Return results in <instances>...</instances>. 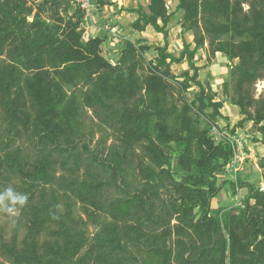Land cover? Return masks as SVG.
Masks as SVG:
<instances>
[{
    "label": "trees",
    "instance_id": "trees-1",
    "mask_svg": "<svg viewBox=\"0 0 264 264\" xmlns=\"http://www.w3.org/2000/svg\"><path fill=\"white\" fill-rule=\"evenodd\" d=\"M177 1L172 13L167 0L124 9L138 15L134 31L153 27L165 43L125 39L113 63L108 37L85 39V14L69 2L0 0V192L28 196L10 238L0 227V258L264 264V190L239 175L218 179L236 157L238 128L252 123L264 143V98L253 93L264 78V0ZM179 13L195 47L184 41L176 56L169 25ZM206 43L231 62L225 100L199 79ZM226 102L243 116L230 134L219 126ZM227 187L233 197L247 191L242 203L214 210Z\"/></svg>",
    "mask_w": 264,
    "mask_h": 264
},
{
    "label": "rangeland",
    "instance_id": "rangeland-1",
    "mask_svg": "<svg viewBox=\"0 0 264 264\" xmlns=\"http://www.w3.org/2000/svg\"><path fill=\"white\" fill-rule=\"evenodd\" d=\"M97 0H93V2ZM113 5L105 6L103 9H99L97 3H94L92 12V21L84 23V29L86 31L85 39L89 36H107L108 40L103 44V55L107 57L111 62L115 63L120 55L119 51L122 48L123 41L130 39L137 41L140 39L146 40L148 44L152 46L164 45V37L162 34H158L153 27H148L145 32L134 31L131 24L138 18L136 13H130L124 11L127 8H138L144 6L147 9L149 0H112ZM169 5V11L172 13L176 10L178 5L177 0H167ZM123 9V10H122ZM249 6L244 5V10L247 11ZM122 10V11H121ZM182 13L177 14L169 25V51L179 56L183 50L184 41L192 44V48L195 47L193 42L194 37L192 33H182L181 27ZM147 59L153 60L157 56L155 50H151L147 53ZM196 65L201 67L199 72V79L207 87L211 86L212 89L217 92V99H224L223 84L226 80L230 79L231 62L223 54L213 55L210 52L209 45L206 43L205 47L201 49L196 56ZM188 64H179L172 66V72L179 76L184 71L188 70ZM193 72L191 71V74ZM198 91V88L193 87L188 94L189 98H193L194 92ZM253 93L256 99L264 98V78L259 80L253 89ZM222 114L228 118V121L220 119L219 126L222 128V133L230 134L229 130L238 124L243 119L238 107L226 102L222 110ZM90 119L87 121L90 124H97L98 120L93 117L91 111L88 112ZM229 126V130H227ZM216 132V130H215ZM236 135L233 136V140L236 142L237 150L236 157L233 163L228 167L226 174H219V182L235 180L239 175L245 180H249L255 183L256 186L264 190V169L261 167V162L264 160V143L263 135L258 131L252 123H246L244 128H238ZM218 136V135H217ZM101 138L100 133L97 131L93 139V144L97 143ZM110 144V141L109 143ZM246 190H241L238 197L230 195L229 187L225 188L218 197L213 201L212 208L217 210L220 207H231L234 204H241ZM20 215V210L15 207L13 213H8L0 206V227L3 228L8 238L13 234V230L17 219ZM93 227L90 228V232H94ZM23 232L21 231V236ZM0 264H11L4 258H0Z\"/></svg>",
    "mask_w": 264,
    "mask_h": 264
},
{
    "label": "clouds",
    "instance_id": "clouds-1",
    "mask_svg": "<svg viewBox=\"0 0 264 264\" xmlns=\"http://www.w3.org/2000/svg\"><path fill=\"white\" fill-rule=\"evenodd\" d=\"M27 199V194L18 193L11 187L0 192V206L8 213H13L17 204L23 206L27 202Z\"/></svg>",
    "mask_w": 264,
    "mask_h": 264
},
{
    "label": "built area",
    "instance_id": "built-area-1",
    "mask_svg": "<svg viewBox=\"0 0 264 264\" xmlns=\"http://www.w3.org/2000/svg\"><path fill=\"white\" fill-rule=\"evenodd\" d=\"M59 1H67L74 8H79L85 14V21L87 22L92 21V12L94 8L93 0H59Z\"/></svg>",
    "mask_w": 264,
    "mask_h": 264
}]
</instances>
